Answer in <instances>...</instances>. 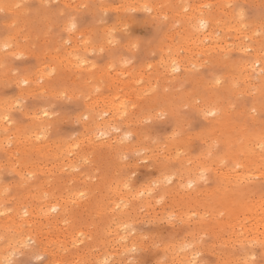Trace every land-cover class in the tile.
Returning <instances> with one entry per match:
<instances>
[{"label": "rangeland", "instance_id": "obj_1", "mask_svg": "<svg viewBox=\"0 0 264 264\" xmlns=\"http://www.w3.org/2000/svg\"><path fill=\"white\" fill-rule=\"evenodd\" d=\"M192 15L213 22L206 48L186 39ZM255 53L264 61V0H0V264L51 258L39 234L19 242L25 211L42 221L46 205L61 213L43 241L63 264H264L236 219L264 177H218L242 172L229 153L263 154L264 64L245 81L239 67ZM170 55L182 66L165 73ZM110 99L125 115L95 129Z\"/></svg>", "mask_w": 264, "mask_h": 264}, {"label": "bare ground", "instance_id": "obj_2", "mask_svg": "<svg viewBox=\"0 0 264 264\" xmlns=\"http://www.w3.org/2000/svg\"><path fill=\"white\" fill-rule=\"evenodd\" d=\"M193 17H194V15H192V17H190L191 19H188V22H189V25H188V27L189 28H187V30L189 31V35H190V37H189V35H187V34H185L187 37H189V38H186L188 41L189 40H192V44H196V42H197V44H199L200 43V47H202L201 46V44H203L202 43V41L206 38V37H208V35H210V37L213 35V31H214V25H213V22L212 21H210V20H208L206 17H204V16H198L197 18H195V19H193ZM220 27H221V29L222 30H225V31H232V32H234V33H239V32H242V30H241V27H237V25H231V24H225V25H222V26H219V29H220ZM186 32V31H185ZM192 33V34H191ZM170 38H171V36H170ZM171 44V43H170ZM195 45L194 47H198V45ZM215 44H217V43H215ZM174 46V45H173ZM215 46V45H214ZM217 46V45H216ZM196 47V48H197ZM203 47H205L204 45H203ZM203 47L202 48H200V49H203ZM249 46H240L239 47V51L240 52H243V54H246L245 52H246V49L248 48ZM170 48H171V46H170ZM173 48V47H172ZM171 48V49H172ZM206 48V47H205ZM171 52V51H170ZM172 52H175V50H172ZM171 55H173L172 53H171ZM170 55V56H171ZM251 55V54H250ZM161 61V64H162V67H163V70L164 71H166L165 73H170V72H173V70H175V69H178V68H180L182 65H181V63H179V62H177V64H172V62L174 61V60H176V57H174V56H171V57H169V59L167 60V61H165V60H162V59H160ZM63 61H68V58H64V60ZM258 62H260L261 63V67H258V68H256V64L258 63ZM159 64V63H158ZM263 64H264V61L262 60V58H261V56H259L257 53H255V54H253V55H251L249 58H248V60H240V63H239V67H240V69L241 70H246L247 71V73L244 75V76H242V80H247L249 77V75L250 74H252L253 72H257V71H260L261 69H262V67H263ZM157 65V64H156ZM161 66V65H160ZM158 67V66H157ZM156 67V69H158ZM155 69V70H156ZM159 70H161V69H159ZM159 70H157V71H159ZM263 70H264V67H263ZM161 72V71H160ZM160 72H159V75H160ZM157 73V72H156ZM163 75V74H162ZM161 76V75H160ZM117 79V78H116ZM27 80V78H23L21 81H26ZM113 80H114V78H113ZM17 84H18V81L16 82ZM113 86V85H112ZM262 87V86H261ZM263 87H264V85H263ZM188 99H190V98H188ZM111 100V99H110ZM109 100V101H110ZM115 101V100H114ZM113 100H111L110 102H108L107 104H106V106H104V107H102V110L101 111H105V112H109V114H110V119H104L103 117H102V114H99L100 115V119H99V121H94V123H93V127H95V129H102V128H107L108 126H109V122L110 121H112V119H115L114 117H116L117 116V119L120 117V116H122L124 113H123V110L121 109V107L123 108V106L121 105L122 104V102H123V100H122V102L121 101H119L118 103L115 101L114 102ZM126 101V100H125ZM257 101H261V100H259V98H257ZM125 103L123 102V105H124ZM263 104V103H262ZM124 107H125V105H124ZM124 110H125V108H123ZM127 110V109H126ZM201 110V112L203 113V114H206V113H209V112H212L213 111V109H205V108H202V109H200ZM201 113V114H202ZM108 114V115H109ZM125 115V114H124ZM129 116H131L130 114H129ZM206 116V115H205ZM99 117V116H98ZM123 117V116H122ZM124 118H126L125 116H124ZM130 119V118H129ZM123 120V119H122ZM121 120V123H126V122H123ZM132 120V119H131ZM128 122H131V121H129L128 120ZM133 122V121H132ZM100 134H102V132H99ZM96 134H97V132H96ZM95 139V140H94ZM90 140L92 141V142H96V137L95 136H92L91 138H90ZM111 141V139H109V140H105V141H102L101 143H103V142H110ZM251 142L252 141H250V140H247L246 142H245V147H246V149H247V151H249V149H252V144H251ZM91 143V142H90ZM232 148H234V147H231V149ZM218 153H219V151H218ZM229 155V157L231 158H233L232 159V161H233V165H234V167H235V165H237L238 163H243V165H242V172H240L239 174H237L236 172V169L234 168L233 169V167H232V169H230V170H232V172L230 173V172H223L222 173V175H218V177L220 176H223L224 175V177L227 179V178H230V180H233V182L234 181H243V182H245L246 180H248L249 178H252L254 175L255 176H258V175H260L261 177H264V169L263 170H261V171H255V170H258L257 168L258 167H255L254 165H260V164H264V150H263V154L261 155L260 154V157L259 158H257V161L255 162V163H252L247 157L243 160V162L241 161V162H239V160L236 158V154H235V152L233 151V153L232 154H228ZM206 158V157H205ZM206 159H208V158H206ZM207 162V161H206ZM205 162V163H206ZM204 163V162H203ZM204 163V164H205ZM203 164V165H204ZM207 164H209L208 162H207ZM207 164H205V166H206V168H207ZM254 164V165H253ZM253 165V166H252ZM218 166V165H217ZM202 167V166H201ZM208 167L210 168L211 166H209L208 165ZM253 167H255L256 169H254V171L255 172H253V171H251L250 173L249 172H247L248 170L250 171ZM203 168H205V167H203ZM205 168V169H206ZM215 168H216V166H215ZM215 168L212 170V171H214L215 170ZM220 168V166L218 167V169ZM205 169H203V170H205ZM220 170V169H219ZM219 170H218V172H219ZM225 171V170H224ZM234 171V172H233ZM244 171V172H243ZM179 173H181V170L179 171ZM178 173V174H179ZM186 173H188V172H186ZM186 173H185V176H187L186 175ZM210 173H211V171H210ZM216 173V172H215ZM220 173H221V170H220ZM220 173H218V174H220ZM177 174V173H176ZM175 174V175H176ZM177 174V175H178ZM190 174H193V173H191L190 172ZM181 175H183V173L182 174H180V176ZM191 176V175H190ZM189 176V177H190ZM193 176V175H192ZM192 176L190 177V179L191 180H193V182H194V178L192 179ZM196 176V175H195ZM194 176V177H195ZM254 176V177H255ZM180 179H181V177H179ZM196 178V177H195ZM199 177H198V175H197V179H198ZM196 179V182H198V180ZM211 180L213 179V178H210ZM222 178H220V180H221ZM177 180H178V178H177ZM183 180V179H182ZM213 180H215V182H216V179H213ZM217 180H218V178H217ZM223 180V179H222ZM191 182V181H190ZM225 182H226V184L227 183H230V182H232V181H226L225 180ZM236 182V183H237ZM217 183H219V182H216L215 184H217ZM235 183V182H234ZM242 183V182H241ZM196 184V183H195ZM212 184H214V183H212ZM231 184V183H230ZM233 184V183H232ZM218 185V184H217ZM220 185H221V183H220ZM234 186H235V184H233ZM240 185V184H239ZM243 187V186H242ZM149 188H150V186H149ZM218 188H219V185H218ZM241 188V187H240ZM222 188H219L218 190H217V193L218 194H220V196H221V194L223 195V193H222V190H221ZM245 189H247V188H244V191H245ZM141 190V189H140ZM146 190V189H145ZM225 190V189H224ZM242 190V189H241ZM248 190V189H247ZM118 191V190H117ZM120 191V190H119ZM243 191V190H242ZM148 192H151V190L150 191H148ZM233 192L234 193H236V192H238L237 190L235 191V189L233 190ZM122 193H123V191H122ZM119 194H121V191H120V193ZM137 194H138V196L140 195L138 192H137ZM136 194V195H137ZM116 195V194H115ZM142 195V194H141ZM140 195V196H141ZM113 196V195H112ZM117 196H119V195H117ZM122 196V194L119 196V197H121ZM146 196V195H145ZM137 197V196H136ZM143 197V196H142ZM142 197L140 198V199H142ZM147 197H149V195H147ZM217 197V196H216ZM145 198V197H144ZM220 198V197H219ZM222 198V197H221ZM121 199V198H120ZM139 199V200H140ZM149 199V198H148ZM145 200H147V198L145 199ZM152 200V199H151ZM150 200V201H151ZM149 201V200H148ZM112 202V201H111ZM142 202V201H141ZM143 202H144V204H150V203H145L146 201H144L143 200ZM218 202V201H217ZM109 204V203H108ZM117 204V203H116ZM121 204V203H120ZM216 204V203H215ZM214 204V205H215ZM118 205H119V203H118ZM143 205V204H142ZM57 206V204H53L52 205V207L53 208H55ZM61 206V205H60ZM107 206V205H106ZM121 206H123V204H121ZM240 206L242 207L243 205H241V202H240ZM44 207V206H43ZM50 207V206H49ZM119 207H120V205H119ZM118 207V208H119ZM243 207H245V214H243L242 216L240 215V216H236V219H237V224L241 227V229L242 230H244V232L246 233V235L243 237V238H240V239H237V240H239V241H246V242H251V241H253V242H255V243H258L257 245L259 246L260 245V248H261V250H262V252H263V254H264V196L263 197H260V198H258L257 200H249L247 203H246V205H244ZM61 208V207H60ZM172 208V207H171ZM241 209H243V208H241ZM49 210H51V209H49L48 207H47V205H46V207H45V209L44 208H41L40 209V218L41 217H43L42 219V221H37V217L34 215V211L32 210V208H28V210H26L25 212H27V214H29V215H32V216H30L29 218H24V221L23 222H21V223H25V225H29V229L26 231V232H23L24 233V237H22V238H20L19 239V242L20 243H22V242H25V240H26V238L25 237H27V239H34V234L32 233V232H35L36 233V235L37 234H39V238H40V249L42 250V251H44V252H47V256H48V254H50L49 256H51V258L46 262V264H52V262H53V264L56 262L57 264H63L64 263V259H63V256H61V255H57L56 253H53V252H51V253H49V251H47L48 250V248L46 249V246L45 245H47V241H45V242H47V243H45L44 241H43V239H44V234H45V232H43V230H46V228L48 229V225H50L51 224V226L53 227V225H55L56 226V223L55 222H58L57 220H59L58 218H57V215L59 214V213H61V211H57L56 212V215L54 214V216L53 215H51L50 214V212H49ZM120 210V209H119ZM119 210H118V212H119ZM122 210V209H121ZM233 210V209H232ZM172 211V210H171ZM171 211H170V213H171ZM230 211H231V209H230ZM236 211V210H235ZM238 211H240L241 212V210H238ZM237 211V212H238ZM114 212H115V208H114ZM124 213V211H121V215ZM117 212H115V214H116ZM173 213V212H172ZM216 213V212H215ZM218 213V212H217ZM186 214V213H185ZM238 214H239V212H238ZM53 216L52 217V219L51 220H49V216ZM116 215H119L120 216V212H119V214H116ZM124 215V214H123ZM122 215V216H123ZM217 214H215V216H216ZM186 216V215H185ZM33 217V218H32ZM118 217V216H117ZM214 217V216H213ZM219 217V216H218ZM215 218V217H214ZM220 218V217H219ZM230 218H232V217H230ZM115 219H116V217H115ZM118 219H119V217H118ZM221 219V218H220ZM219 219V220H220ZM226 219H228V218H226ZM226 219H225V221H224V218H223V221L225 222H223L224 224H228L229 222H227L226 221ZM122 220V219H121ZM215 220H216V218H215ZM218 220V219H217ZM21 223H20V225L19 226H16V225H14V230H15V233H19L22 229V227H21ZM121 223V222H120ZM208 223V222H207ZM210 223H211V221H210ZM214 223V222H213ZM124 224V223H123ZM117 226V225H116ZM119 226V225H118ZM21 227V228H20ZM31 227V228H30ZM120 227H121V225L119 226V229H120ZM211 227V226H210ZM54 228V227H53ZM51 229V228H50ZM118 228H117V230H119ZM114 231V230H113ZM112 231V232H113ZM120 231V230H119ZM210 231V230H209ZM110 232V231H109ZM211 232H213V231H211ZM111 233V232H110ZM118 233V232H117ZM21 234V233H20ZM20 234L18 235V236H20ZM119 235V234H118ZM45 237H47V236H45ZM50 237V236H49ZM126 237V236H125ZM48 238V237H47ZM50 239H51V237H50ZM12 240H16V239H12ZM76 240V239H75ZM224 242V241H223ZM48 244H50V247H51V243H50V241H49V243ZM251 245V244H250ZM256 245V246H257ZM48 246V245H47ZM53 246V245H52ZM54 249V248H53ZM249 249H251V248H249ZM252 250V249H251ZM260 250V251H261ZM252 252H254V251H252ZM251 252V253H252ZM54 254H56V255H54ZM239 255V254H238ZM48 256V257H49ZM247 256H249L248 255V252H245L244 254H243V256H242V258H247ZM239 257V256H238ZM238 257H236V258H238ZM181 258V257H180ZM183 258V257H182ZM102 261V260H101ZM96 263H98L97 261H96ZM180 263V262H179ZM178 263V264H179ZM99 264H101V262H99ZM176 264H177V262H176ZM186 264V263H185Z\"/></svg>", "mask_w": 264, "mask_h": 264}, {"label": "snow or ice", "instance_id": "obj_3", "mask_svg": "<svg viewBox=\"0 0 264 264\" xmlns=\"http://www.w3.org/2000/svg\"><path fill=\"white\" fill-rule=\"evenodd\" d=\"M145 10H149V9H147V7L145 8ZM75 27V24H72L70 27H69V31H71L73 28ZM82 39H83V37H82ZM133 46H135V45H133ZM102 51H103V49H101ZM125 63H127V61H125ZM47 113H45V115H46ZM208 115H215V112H209L208 113ZM166 180H171V178L170 177H166L165 178ZM191 185H189V187H190ZM10 264H11V262H10Z\"/></svg>", "mask_w": 264, "mask_h": 264}]
</instances>
